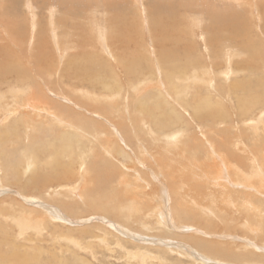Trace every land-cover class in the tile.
<instances>
[{
	"label": "rangeland",
	"instance_id": "374dc122",
	"mask_svg": "<svg viewBox=\"0 0 264 264\" xmlns=\"http://www.w3.org/2000/svg\"><path fill=\"white\" fill-rule=\"evenodd\" d=\"M216 17L223 22L219 27ZM7 25L14 29L0 40L7 43L5 49L0 47V151L5 152L0 154L1 251L19 246L41 264L52 259L61 264H209L198 260L202 254L195 242L202 239L241 244L256 258H264L259 248L264 247V121L249 126L263 113L264 96L257 97L260 107L244 113L239 104H249L256 98L254 90L264 87V0H0L1 35ZM14 64L18 71L12 69ZM22 73L35 79L23 78ZM197 73L204 78H196ZM166 80L182 89L188 86L187 91L168 93ZM132 85L143 90L136 93ZM159 88L175 108L169 111ZM108 92L126 95L113 99L105 96ZM204 98H211L213 110L220 112L217 120L194 116L191 106ZM25 101H40L41 107H54L53 111L58 104H66L74 121L86 128L90 123L87 129L102 135L98 139L76 136L60 157L62 128L53 124L47 110L42 109L43 116L28 111L22 106ZM89 103L98 110L87 111ZM16 106L20 111L12 115L10 110ZM139 106L145 108L143 112ZM161 110L163 127L156 126L154 117ZM175 111L183 117L179 122L171 120ZM18 115L22 119L15 127L12 121ZM175 132L181 133L177 143L167 138ZM216 146L230 153L231 164L225 170L213 167L214 158H219ZM30 149L39 155L35 172L48 184L41 181L43 187L26 193L23 185L33 175L27 164ZM221 153L223 158L226 153ZM58 156L61 165L55 166ZM19 158L22 167H13ZM45 208H58L60 213L48 214ZM20 220L39 228L21 227ZM168 247L180 251H164Z\"/></svg>",
	"mask_w": 264,
	"mask_h": 264
},
{
	"label": "bare ground",
	"instance_id": "6f19581e",
	"mask_svg": "<svg viewBox=\"0 0 264 264\" xmlns=\"http://www.w3.org/2000/svg\"><path fill=\"white\" fill-rule=\"evenodd\" d=\"M197 2H198V0H197ZM200 2V1H199ZM204 3H205V1H203ZM201 3V2H200ZM259 3V2H258ZM202 4V3H201ZM261 4V3H260ZM57 5V4H56ZM203 5V4H202ZM194 6H195V4H194ZM204 6V5H203ZM5 7V6H4ZM61 9V8H60ZM2 13V12H1ZM228 13V12H227ZM229 14V13H228ZM3 15V14H2ZM7 15V14H6ZM3 17V16H2ZM229 17V16H228ZM236 17V16H235ZM60 18H62V17H60ZM59 18V19H60ZM66 18H68V17H66ZM58 19V18H57ZM73 19V18H72ZM232 19V18H231ZM234 19V18H233ZM54 20V19H53ZM229 20V19H228ZM36 21V20H35ZM34 21V22H35ZM64 21H65V19H64ZM75 21V20H74ZM233 21V20H232ZM36 22H38V21H36ZM54 22V21H53ZM56 22H57V20H56ZM67 23H68V21H66ZM212 22V21H211ZM216 22V23H215ZM66 23V24H67ZM214 23L215 24H217V23H223V22H221L220 20H219V18L217 19V17L214 19ZM227 23V22H226ZM11 24V23H10ZM60 24V23H59ZM65 24V25H66ZM72 24H73V21H72ZM201 24V23H200ZM213 24V23H212ZM219 24H217V26L219 27V26H221V24L219 25ZM68 25V24H67ZM8 26V28H7V30H5L4 32L5 33H2L3 35H1L0 34V40H2V38H4L5 36H6V33H7V36H8V31H12V29H14L13 27H12V25H7ZM62 26V25H61ZM67 26H65V28H66ZM74 27H75V25H74ZM59 28V27H58ZM3 29H5V28H3ZM55 28H53L51 31H52V36H53V42H54V44H55V41H56V46H57V50H58V47H60V45L58 44V39H57V36L55 35V33H54V30ZM67 29V28H66ZM33 30V29H32ZM239 30V29H238ZM210 31V30H209ZM235 31V30H234ZM1 32V31H0ZM3 32V31H2ZM15 33H17V31L15 32ZM58 33V32H57ZM73 33H75V32H73ZM220 33V32H219ZM78 34V33H77ZM11 36V35H10ZM101 40H104L103 39V36H102V34L100 35V37H99ZM5 39H6V37H5ZM8 39H10V38H8ZM74 39V38H73ZM72 39V40H73ZM76 40H77V38H75ZM76 40H74V41H76ZM82 40V39H81ZM81 40H79V41H81ZM83 42V41H82ZM8 43H9V45H11L12 46V40L10 39L9 41H8ZM80 43V42H79ZM84 43V42H83ZM73 44V43H72ZM103 44H105V43H101V46H103ZM5 45H7V43L5 44ZM4 44H1L0 43V47L2 48H4V46H5ZM75 45V44H74ZM181 45V44H180ZM81 46H82V44H81ZM255 47V46H254ZM5 49V48H4ZM257 49V48H256ZM259 49V48H258ZM1 51V50H0ZM257 51H259V50H257ZM5 53V52H4ZM232 53H234V52H232ZM231 53V54H232ZM237 53H238V51H237ZM258 53V52H257ZM252 54V53H251ZM260 54V53H259ZM76 55V54H75ZM80 54H78V56H79ZM240 55V54H239ZM256 55V54H255ZM81 56V55H80ZM236 56V55H235ZM113 57V56H112ZM179 57V56H178ZM246 57V56H245ZM77 58V57H76ZM251 58V57H250ZM247 60H248V58H247ZM246 60V61H247ZM20 61V60H19ZM69 61V60H68ZM77 61H79V60H77ZM250 61V60H249ZM253 61V60H252ZM72 62V61H71ZM229 62H231V61H229ZM78 63L79 62H77V65H78ZM81 63V62H80ZM175 63V62H174ZM249 63V62H248ZM254 63V62H253ZM74 64V63H73ZM76 64V63H75ZM246 64V63H245ZM14 65H16V67L15 68H12V69H16L17 71H18V69H17V64H14ZM38 65V64H37ZM80 65V64H79ZM81 65H82V63H81ZM168 65V64H167ZM176 65V64H175ZM248 65V64H247ZM72 66V65H71ZM233 66V65H232ZM231 66V67H232ZM239 66V65H238ZM230 67V66H229ZM228 67V68H229ZM248 67V66H247ZM68 68V67H67ZM23 69H25L24 67H22L19 71H20V73L21 72H23ZM74 69V68H73ZM75 69H76V67H75ZM231 69V68H230ZM15 70V71H16ZM63 70H66V68H64ZM70 70V69H69ZM164 70V69H163ZM167 70V69H166ZM174 70H176V69H174ZM3 71H5V69H3ZM74 71V70H73ZM168 71V70H167ZM178 71V70H177ZM231 71V70H230ZM242 71V70H241ZM244 71V70H243ZM34 72V71H33ZM66 72V71H65ZM234 72V71H233ZM246 72V71H245ZM19 73V72H18ZM229 73V72H228ZM4 74H6V72H4ZM23 74V73H22ZM103 74V73H102ZM181 74V73H180ZM179 74V75H180ZM183 74V73H182ZM234 74V73H233ZM9 75V74H8ZM20 75V74H19ZM34 75V74H33ZM63 75H65V74H63ZM230 75V74H229ZM22 76V75H21ZM88 76V75H87ZM233 76V75H232ZM236 76V75H235ZM23 78H31V79H35L33 76H32V74H23V76H22ZM77 77V76H76ZM89 77V76H88ZM194 77V76H193ZM195 77L196 78H204L202 75H199L198 73L195 75ZM209 77V76H208ZM6 78V77H5ZM38 78V77H37ZM210 78V77H209ZM248 78H249V76H248ZM14 79V78H13ZM15 79H16V77H15ZM19 79H21V77L19 78ZM52 79V78H51ZM190 79V78H189ZM242 79V78H241ZM1 80V79H0ZM29 80V79H28ZM199 80V79H198ZM203 80V79H202ZM18 81V80H17ZM153 81V80H152ZM32 82H33V80H32ZM141 82V81H140ZM170 82L172 83V81H169V80H166L165 81V83L163 84L164 86H165V88H166V86H168V83L170 84ZM176 82H177V80H176ZM201 82V81H200ZM106 83H107V81H106ZM167 84V85H166ZM183 84V83H182ZM259 85H261L260 83H258ZM257 84V85H258ZM262 84L264 85V80H263V82H262ZM239 84H238V82H235V86L237 87ZM18 86V85H17ZM21 86V85H20ZM104 87H105V85H103ZM144 86V85H143ZM145 86H146V84H145ZM145 86H144V88H145ZM148 86V85H147ZM162 86V85H161ZM175 86V87H174ZM174 86H172L171 84H170V88L168 87L167 88V92L168 93H170V92H183L184 90H186L187 91V88H188V86H184V89H182V88H180V86H177V84L175 85L174 84ZM231 86V85H230ZM107 87V86H106ZM105 87V88H106ZM110 87H111V85H110ZM240 87V86H239ZM15 88H17V87H15ZM108 88V87H107ZM162 88V87H161ZM180 88V89H179ZM11 89V88H10ZM46 89V88H45ZM76 89V88H75ZM131 89L134 91V92H136V93H141V89H140V85H135V86H131ZM9 90V89H8ZM143 90V89H142ZM159 90H160V94L161 95H163L164 96V101H165V103H167V105H170V109H169V111L170 110H172L173 108H175L172 104H171V102H170V99L169 98H167L166 97V95H164V93H162L163 91L159 88ZM238 90V89H237ZM263 90H264V87L261 85V88H259V89H257V90H254L256 93H254V97H256V98H252V99H250L249 100V104L248 103H245L244 102V104H246V105H242L241 103V99L239 100L240 101V109H242V111H243V113L244 112H246L247 110H250L251 108H253V107H256V108H258V107H260V103H262V102H260L259 103V101H260V98H257V97H259L260 95H262L261 96V99H263V96H264V92H263ZM10 91V90H9ZM46 90H44V92H45ZM114 91V90H113ZM250 91V90H249ZM13 92V91H12ZM41 92V91H40ZM246 92V91H245ZM19 93H21V92H19ZM46 93V92H45ZM87 93V92H86ZM91 93H93V92H91ZM97 93V92H96ZM121 93V92H120ZM185 93V92H184ZM249 93V92H248ZM13 94L14 93H12L11 95L13 96ZM17 94V93H16ZM82 94V93H81ZM117 93L116 92H108V94L107 95H105V96H108V97H112L113 98V96L115 95V96H117V97H119V99L120 98H123L124 96L122 95V96H120V95H116ZM171 94V93H170ZM174 94V93H173ZM176 94V93H175ZM251 94V93H250ZM7 95V94H6ZM83 95V94H82ZM158 95V94H157ZM8 96H10V95H8ZM11 96V97H12ZM18 96V95H17ZM89 96L91 97V94H89ZM104 96V97H105ZM92 97H93V94H92ZM169 97V96H168ZM179 97H180V95H179ZM1 98V97H0ZM106 98V97H105ZM128 98V97H127ZM7 99V98H6ZM8 99H9V97H8ZM40 99V98H39ZM63 99H65V100H67L68 101V99H67V97H63ZM74 99V98H73ZM89 99H92V98H89ZM114 99V98H113ZM174 99V98H173ZM173 99H171V100H173ZM244 99V98H243ZM254 99V100H253ZM47 100V99H46ZM94 100H97V98H94ZM53 101V100H52ZM51 101V102H52ZM127 101H128V99H127ZM243 101V100H242ZM263 101H264V99H263ZM40 102V101H39ZM39 102H35V101H31L30 103H28V104H26V101H25V104L24 105H22V106H24L25 108H27L28 109V111L29 110H31V112H34V113H36L35 115L36 116H43L44 114H42V109L44 110L45 108H43V107H41L42 105H40L39 104ZM46 102V101H45ZM70 102H75V101H71L70 100ZM126 102V101H125ZM6 102H4L3 104H5ZM55 103V102H54ZM139 103H141V102H139ZM144 103V102H143ZM158 103V102H157ZM211 103H212V100H211V98H204L203 100L202 99H200L199 100V102L197 103V104H195L194 106H191L192 107V111H193V113H194V116L195 117H198V118H200V119H206V118H213L214 120H217L218 118H219V116H221V114H220V112L219 111H216V110H213V108H212V105H211ZM69 104V103H68ZM77 104H79L78 102H77ZM118 104V103H117ZM125 104V103H124ZM138 104V103H137ZM2 105V104H1ZM55 105V104H54ZM83 105V104H82ZM81 105V106H82ZM94 104H91V103H89L87 106V108L85 107V109L87 110V111H89V110H91V109H94V110H98V108L97 107H94L93 106ZM134 105V104H133ZM159 107H160V105H162L161 104V102H159L158 104H157ZM84 106V105H83ZM86 106V105H85ZM127 106L128 105H126L125 106V108H126V110L128 111L129 109H127ZM141 106V105H140ZM138 107V109H140L141 110V112H143L144 111V109L145 108H141V107ZM145 107V106H144ZM245 107H246V109H245ZM262 107H264V104H263V106ZM6 108V107H5ZM51 109H45V110H47V115H49V116H51L52 118H53V124L55 125L56 124V126H59L60 128H62V135H61V137H62V145H64L63 147H62V149H60L59 151H57L58 152V154L60 153V157L62 156V154H63V150H66L67 149V147H68V143H70L72 140H74V139H76V136H89V137H91V136H93V137H95V138H99V136L100 135H102V133H99V132H93V131H89L87 128L89 127V125H90V123L88 124V126H87V128L85 127V125L86 124H84V126H83V124H78V122L79 121H74V116L70 113V108H68L67 106H66V104H63V103H60V104H58V106H56V108L54 109V111L52 110V108H54V107H50ZM26 109V110H27ZM137 109V110H138ZM262 109H264V108H262ZM218 110V109H217ZM11 112V114L12 115H16V114H18V111H20V109L16 106V107H14V108H12L11 110H10ZM122 111H124V110H122ZM130 111V110H129ZM260 111H261V109H260ZM134 112H135V110H134ZM256 112V111H255ZM26 113V112H25ZM29 113V112H28ZM27 113V114H28ZM33 113V114H34ZM45 113H46V111H45ZM87 113V112H86ZM126 113V112H125ZM174 113V117H172V121L174 122V121H181L182 120V118H181V114L179 113V111L177 112V111H175V112H173ZM104 114H106V113H104ZM129 114V113H128ZM255 114V113H254ZM252 115L251 117H254V116H256V115ZM138 115V114H137ZM125 116V115H124ZM152 116V115H151ZM17 118H14V120L12 121V124H14L15 123V127H18L17 126V124H16V121L17 120H20V118L21 117H19V115L18 116H16ZM27 117V116H26ZM76 117V116H75ZM99 117V116H98ZM123 117V116H122ZM154 117H155V124H156V126H157V124H158V126H166V125H164V124H162L161 123V119L159 118V117H162V118H164V111L163 110H161L159 113H158V115L157 114H154ZM259 117V118H258ZM258 117H256V120H253V121H250L249 122V126H252V125H254V124H258V123H260L261 121H264V111H263V113H258ZM249 118H250V116H249ZM22 119V118H21ZM134 119H136V116H133L132 114H131V116H130V120H133V122H135L134 121ZM25 120V119H24ZM91 120V121H90ZM90 120H88V121H90L91 123L93 122L92 120L93 119H90ZM188 120V119H187ZM248 120V119H247ZM251 120V119H250ZM83 121H84V119H83ZM144 121V120H143ZM171 121V123L170 124H168V125H171V124H173V122ZM21 122V121H20ZM34 123H35V121H33ZM123 122V121H122ZM145 122V121H144ZM26 123V122H25ZM29 123V122H28ZM84 123H86V120H85V122ZM132 123V122H131ZM150 123V122H149ZM213 123H215V121H213L212 122V124ZM52 124V123H51ZM92 124H95V122L94 123H92ZM127 124V123H126ZM125 125V124H124ZM132 125V124H131ZM146 125V124H145ZM22 126V125H21ZM30 126V125H29ZM92 126V125H91ZM135 126V125H134ZM155 126V127H156ZM55 127V126H54ZM120 127V126H119ZM125 127V126H124ZM132 127V126H131ZM27 128V127H26ZM128 128H130V127H128ZM151 128V126L149 127V129ZM154 128V127H153ZM153 128H151L150 130H152ZM261 128V127H260ZM124 129V128H123ZM131 129V128H130ZM133 129V128H132ZM148 129V130H149ZM262 129V128H261ZM8 130V129H7ZM263 130V129H262ZM27 131H28V129H27ZM154 132V131H153ZM185 132V131H184ZM260 132V131H259ZM11 133V132H10ZM123 133H125V132H123ZM126 133H127V128H126ZM136 133V132H135ZM134 133V134H135ZM150 133H152V131L150 132ZM164 133V132H163ZM104 134V133H103ZM117 134H119L118 132H117ZM122 134V133H121ZM153 134V133H152ZM181 133L180 132H175L174 134H173V136L172 135H170V136H168L167 138H170V141L171 140H173L174 141V143L176 142V140H178V137H179V135H180ZM125 135V134H124ZM130 135V134H129ZM166 135V134H165ZM154 136V135H153ZM164 136V135H163ZM120 137V136H119ZM130 137V136H129ZM78 138V137H77ZM141 138V137H140ZM150 138V137H149ZM156 138V137H155ZM158 138V137H157ZM156 138V139H157ZM164 138H165V136H164ZM94 139V138H93ZM101 139V138H100ZM159 139H161V138H159ZM163 139V138H162ZM110 140V139H109ZM33 141V140H32ZM99 141V140H98ZM111 141V140H110ZM169 141V140H168ZM168 142V143H166L167 144V146L169 147V146H171L172 144V142ZM38 142H39V140H38ZM37 142V143H38ZM105 142H106V140H105ZM104 142V143H105ZM131 142V141H130ZM149 142V141H148ZM107 143V142H106ZM177 143V142H176ZM228 143V142H227ZM263 143H264V141H263ZM137 144V143H136ZM75 145V144H74ZM99 145V144H98ZM110 145H111V143H110ZM216 145V144H215ZM70 146V145H69ZM73 146V145H72ZM82 146V145H81ZM101 146V145H100ZM131 146V145H130ZM163 146V145H162ZM166 146V145H165ZM213 146V145H212ZM83 147V146H82ZM137 147V146H136ZM167 147V148H168ZM217 147V146H216ZM231 147V146H230ZM263 147H264V145H263ZM91 148V147H90ZM212 148V147H211ZM220 148V147H219ZM218 147L216 148V153H215V155L217 156V157H219V158H214V160L216 161V164L213 166L214 168L216 167V169L218 170L219 168L221 169V170H225V167L227 168V167H229V164H231L230 162H229V160H230V158L228 159V157H229V155H230V153L228 152V151H225V149H222V150H220ZM81 149V148H80ZM71 150H73L72 148H71ZM83 150V149H82ZM224 150V152L226 153V154H224L223 155V158L221 157L222 156V153L221 154H218V153H220L221 151H223ZM248 150V149H247ZM111 151V150H110ZM165 151V150H164ZM214 151V150H213ZM1 152V151H0ZM55 152V151H54ZM83 152V151H82ZM4 153L5 152H1L0 154L1 155H4ZM30 153V154H29ZM112 153V152H111ZM121 153V152H120ZM28 154L29 155H31V156H29L28 158H27V164L28 165H30V168L32 169V173H33V175L30 177V178H28V180L26 181V183L23 185V189H24V191L27 193V192H30V191H37L38 190V188H40V187H43V185H44V183L43 182H41V181H44L46 184H48V182L47 181H45L44 180V176H41V175H39V174H37L35 171H36V162L37 161H39L38 159H39V155L36 153V151H32L31 149L29 150V152H28ZM56 154V153H55ZM81 154V153H80ZM119 154V153H118ZM122 154V153H121ZM149 154V153H148ZM124 155V154H123ZM261 155V154H260ZM21 156V155H20ZM19 156V157H20ZM55 156V155H54ZM114 156V155H113ZM214 156V155H213ZM75 157V156H74ZM115 157V156H114ZM8 158V157H7ZM54 158V157H53ZM117 158V157H116ZM258 158V157H257ZM55 159V158H54ZM216 159H218V160H216ZM223 159V160H222ZM259 159V158H258ZM18 161L16 162V164L18 165H14L13 167H22V163H23V160L21 159V158H19V159H17ZM37 160V161H36ZM100 160V159H99ZM256 160V159H255ZM222 161V162H221ZM26 162V161H25ZM221 162V163H220ZM105 163V162H104ZM159 163V162H158ZM253 163V162H252ZM10 164H12V163H10ZM9 164V165H10ZM26 164V163H25ZM51 164V163H50ZM63 164V163H62ZM224 164V167H221L222 165ZM254 164V163H253ZM54 165L55 166H60L61 165V160L59 159V156L54 160ZM67 165V164H66ZM241 165H243V164H241ZM256 165H258V164H256ZM7 166V165H6ZM5 166V167H6ZM74 166V165H73ZM87 166V165H86ZM132 166V165H131ZM53 167V166H52ZM93 167H95V166H93ZM7 168V167H6ZM25 168V167H24ZM54 168V167H53ZM83 168V167H82ZM81 168V169H82ZM133 168V167H132ZM204 168H205V166H204ZM204 168H202V169H204ZM9 169H10V166H9ZM59 169V168H58ZM126 169V168H125ZM213 169V168H212ZM258 169V168H257ZM262 169V168H261ZM54 170V169H53ZM100 170V169H99ZM130 171L132 170V169H129ZM85 171V170H84ZM87 171V170H86ZM103 171H105V170H103ZM119 171V170H118ZM134 171V170H133ZM203 171H205L204 173H206V171H207V168L205 169V170H203ZM213 171V170H212ZM233 171H235V170H233ZM17 172V171H16ZM27 172V171H26ZM30 172V171H29ZM53 172V171H52ZM120 172V171H119ZM138 172V171H137ZM244 172V171H243ZM256 172H258V171H256ZM40 173V172H39ZM48 173V172H47ZM90 173V172H89ZM98 173H100V172H98ZM109 173V172H108ZM107 173V174H108ZM111 173V172H110ZM126 173V172H125ZM219 173H221V172H219ZM238 173V172H237ZM251 173V172H250ZM15 174H17V173H15ZM46 174V173H45ZM55 174V173H54ZM96 174H97V172H96ZM121 174V173H120ZM191 174H193V173H191ZM196 174V173H195ZM253 174V173H252ZM258 174V173H257ZM261 174H264L263 172H262V170H261ZM99 175V174H98ZM102 174L100 173V176H101ZM104 175H105V173H104ZM113 175V174H112ZM118 175H119V173H118ZM122 175V174H121ZM128 175V174H127ZM140 175V174H139ZM199 175L200 176H203L202 175V173L200 172L199 173ZM20 176V175H19ZM46 176V175H45ZM85 176V175H84ZM92 176V175H91ZM108 176H110L111 177V175H108ZM117 176V175H116ZM124 176H126V174L124 175ZM207 176H208V174H207ZM87 177V176H86ZM143 176H141V178H142ZM225 177V176H224ZM233 177V176H232ZM83 178V177H82ZM82 178H80V180L82 179ZM89 178V177H88ZM87 178V179H88ZM94 178V177H93ZM244 178V177H243ZM258 178H259V176H258ZM20 179V178H19ZM90 179V178H89ZM138 179V178H137ZM137 179H135V180H137ZM140 179V178H139ZM137 180V181H140V180ZM214 179V178H213ZM226 179V178H225ZM231 179V178H230ZM247 179V178H246ZM253 179V178H252ZM251 179V180H252ZM54 180H59L57 177H54ZM54 180H53V182H54ZM79 180V181H80ZM121 179H119L118 181H120ZM127 180H129V179H127ZM126 180V181H127ZM144 180V179H143ZM142 180V181H143ZM236 180V179H235ZM239 180V179H238ZM254 180V179H253ZM260 180V179H259ZM48 181H51V179H48ZM89 181V180H88ZM105 181V180H104ZM124 181V180H123ZM223 181V180H222ZM243 181V180H242ZM248 181V180H247ZM83 182H86V181H83ZM91 182V181H90ZM128 182V181H127ZM141 182V181H140ZM144 182H146V181H144ZM41 183V184H40ZM49 183H51V182H49ZM102 183V182H101ZM123 183L124 182H122L121 184L123 185ZM210 183V182H209ZM217 183V182H216ZM223 183V182H222ZM249 183V182H248ZM28 184V185H27ZM125 184V183H124ZM136 184V183H135ZM138 184H140V183H138ZM228 184H230V183H228ZM231 184H233L232 182H231ZM238 184V183H237ZM245 184V183H244ZM251 184V183H250ZM88 185H89V183H88ZM92 185V184H91ZM121 185V186H122ZM127 185V184H126ZM130 185V183L128 184V186ZM178 186H180L181 184H177ZM177 185H175L174 187H177ZM242 185V184H241ZM259 185V184H258ZM60 186V185H59ZM58 186V187H59ZM93 186V185H92ZM108 186V185H107ZM125 186V185H124ZM137 186V185H136ZM136 186L135 187H133L134 189L136 188ZM148 186V185H147ZM250 186V185H249ZM74 187H75V185H74ZM94 187V186H93ZM123 187V186H122ZM126 187V186H125ZM130 187V186H129ZM251 187H253V186H251ZM120 188V187H119ZM127 188V187H126ZM126 188H125V190H126ZM138 188V187H137ZM142 188V187H141ZM165 189H166V187H164ZM221 188V187H220ZM21 189V188H20ZM46 189V188H45ZM76 189V188H75ZM95 189V188H94ZM257 189V188H256ZM263 189V188H262ZM29 190V191H28ZM59 190H61V189H59ZM64 190V189H63ZM74 190V189H73ZM130 190H133V189H131L130 188ZM259 190V189H258ZM264 190V189H263ZM76 191V190H75ZM124 191V190H123ZM166 191V190H165ZM178 191V190H177ZM1 192V191H0ZM83 192V191H82ZM130 192V191H129ZM134 192V191H133ZM136 192V191H135ZM145 192V191H144ZM162 192V191H161ZM247 192V191H246ZM23 193V192H22ZM52 193V192H51ZM74 193V192H73ZM73 193L71 194V196H69V197H72V195H73ZM77 193V192H76ZM79 193V192H78ZM77 193V194H78ZM80 193H81V191H80ZM79 193V194H80ZM86 193H88V192H86ZM120 193V192H119ZM132 193V192H131ZM54 194V193H53ZM78 194V195H79ZM117 194V193H116ZM82 195H83V193H82ZM93 195H95V194H93ZM126 195H127V192H126ZM131 195H133V194H131ZM247 195V194H246ZM135 197H136V195H134ZM86 197H87V195H86ZM96 197V196H95ZM130 197V196H129ZM142 197V196H141ZM155 197V196H154ZM153 197V198H154ZM67 198V197H66ZM104 198V197H103ZM102 198V199H103ZM127 198V197H126ZM140 198V197H139ZM148 198V197H147ZM164 198V197H163ZM177 198V197H176ZM79 199H80V197H79ZM82 199V198H81ZM93 199H94V197H93ZM96 199V198H95ZM99 199V198H98ZM131 199H132V197H131ZM130 199V200H131ZM170 199V198H169ZM168 199V200H169ZM244 199H245V197H244ZM28 200V199H27ZM142 200V199H141ZM140 200V201H141ZM221 200V199H220ZM137 201H138V199H137ZM33 202V201H32ZM38 202V201H37ZM73 202V201H72ZM91 202V201H90ZM125 202V201H124ZM128 202V201H127ZM149 202V201H148ZM151 202V201H150ZM188 202V201H187ZM247 202V201H246ZM49 203V202H48ZM62 203V202H61ZM65 202H63V204H64ZM75 203V202H74ZM79 203V202H78ZM77 203V204H78ZM116 203H118L117 201H116ZM137 204H139L140 202H136ZM146 203V202H145ZM144 203V204H145ZM168 203H169V201H168ZM178 203V202H177ZM189 203V202H188ZM194 203V202H193ZM57 204V203H56ZM69 204V203H68ZM67 204V205H68ZM102 204H104V202L102 203ZM119 204V203H118ZM159 204V203H158ZM160 204H164V203H160ZM249 204V203H248ZM82 205V204H81ZM125 205V204H124ZM135 205V204H134ZM155 205V204H154ZM187 205V204H186ZM250 205V204H249ZM254 205V204H253ZM62 206V205H61ZM78 206V205H77ZM156 206V205H155ZM164 206H166V204L164 205ZM181 206V205H180ZM191 206V205H190ZM206 206V205H205ZM248 206V205H247ZM251 206V205H250ZM66 207V206H65ZM70 207H71V205H70ZM117 207H119V206H117ZM123 207H125V206H122V208ZM153 207V206H152ZM176 207H178V206H176ZM94 210H95V208L94 207H92ZM131 208V207H130ZM146 209H147V207H145ZM195 208V207H194ZM197 208V207H196ZM206 208V207H205ZM209 208V207H208ZM91 209V208H90ZM92 209V210H93ZM109 209H110V207H109ZM113 209V208H112ZM111 209V210H112ZM149 209V208H148ZM158 209H160V207H158ZM162 209H164V208H162ZM210 209V208H209ZM102 210V209H101ZM117 210H119V209H116V211ZM124 210V209H123ZM152 210V209H151ZM172 210H173V208H172ZM241 210V209H240ZM6 211V210H5ZM45 212H47L48 214H52V215H55V214H59L60 212H59V209L58 208H49V209H47V208H45V210H44ZM114 211V210H113ZM121 211V210H120ZM135 211V210H134ZM174 211V210H173ZM185 211V210H184ZM106 212H107V209H106ZM123 212V211H122ZM138 212V211H137ZM148 211H146V213H147ZM189 212V211H188ZM55 213V214H54ZM112 213V212H111ZM114 213V212H113ZM117 213V212H116ZM126 213V212H125ZM125 213H124V215H125ZM132 213V212H131ZM149 213V212H148ZM180 213V212H179ZM186 213V212H185ZM205 213V212H204ZM213 213V212H212ZM216 213V212H215ZM133 214V213H132ZM152 214V213H151ZM165 214H167V213H165ZM173 214H175V213H173ZM177 214V213H176ZM207 214V213H206ZM205 214V215H206ZM128 215V214H127ZM143 215V214H142ZM141 215V216H142ZM150 215V213L148 214V216ZM128 216H131V215H128ZM143 216H145L144 218H146L147 217V215H143ZM143 216H142V218H143ZM152 216V215H151ZM156 216V215H155ZM168 216H169V214H168ZM172 216V215H171ZM177 216V218H178V214L176 215ZM184 216V215H183ZM193 216V215H192ZM207 216V215H206ZM218 216H219V214H218ZM217 216V218H219ZM58 217V216H57ZM116 217V216H115ZM136 217H138V216H136ZM181 217V216H180ZM133 218V217H132ZM143 218V219H144ZM157 219L156 220H158V217H156ZM175 218V217H174ZM208 218V217H207ZM134 219V218H133ZM132 219V220H133ZM141 219V218H140ZM167 219V217L165 218V220ZM170 219V218H169ZM176 219V218H175ZM180 219V218H179ZM178 219V220H179ZM204 219H205V217H204ZM209 219V218H208ZM16 220V219H15ZM188 220V219H187ZM186 220V221H187ZM212 220V219H211ZM211 220H210V222H211ZM17 221V220H16ZM182 221V220H181ZM223 221V220H222ZM167 222V221H166ZM180 222V221H179ZM212 222H213V220H212ZM224 222V221H223ZM20 225H21V227H29L30 226V228L29 229H32V227H36L37 225H33V226H31L30 224H27V221L25 222V221H23V220H20ZM28 223H29V221H28ZM137 223V222H136ZM154 223V222H153ZM162 223V222H161ZM169 224H170V221L168 222ZM185 223V225H186V223L187 222H184ZM18 224V223H17ZM180 224V223H179ZM178 224V225H179ZM201 224V223H200ZM226 224V223H225ZM246 223H244V225H245ZM253 224V223H252ZM171 225V224H170ZM205 225H207L206 223H205ZM158 226V225H157ZM166 226V225H165ZM184 226V225H183ZM191 226V225H190ZM153 227V226H152ZM151 227V228H152ZM179 227V226H178ZM186 227V226H185ZM185 227H183L184 229H185ZM245 227V226H244ZM37 228H39V227H36V229ZM180 228V227H179ZM153 229H154V227H153ZM27 230V229H26ZM38 230V229H37ZM140 230V229H139ZM175 230H176V228H175ZM179 230V229H178ZM25 231V230H24ZM132 231V230H131ZM183 232H184V230H182ZM261 231V230H260ZM186 232V231H185ZM89 233V232H88ZM130 233H132V232H130ZM233 233V232H232ZM235 233V232H234ZM256 234V233H255ZM163 235V234H162ZM188 235V234H187ZM190 235V234H189ZM194 235V234H193ZM226 235V234H225ZM247 235V234H246ZM248 235H249V233H248ZM248 235L246 236V237H248ZM257 235V234H256ZM131 236L132 237H134V238H136L135 236H137V235H135V236H133L132 234H131ZM251 236V235H250ZM138 237V236H137ZM189 237V236H188ZM200 237V236H199ZM245 237V238H246ZM228 238H231V236L230 237H228ZM188 239V238H187ZM186 239V240H187ZM232 239V238H231ZM237 239H239V238H237ZM248 239H249V237H248ZM148 241H149V239H147ZM202 240V239H201ZM201 240H196V248L201 252V254H202V257L203 258H205V259H203L201 256H196V254L197 253H194V252H192V253H190L189 254V256L192 254L194 257H195V259L197 258L198 260H202L203 262H205V263H209V264H237V262H239L240 264H246V263H249V264H264V258H256V256H254V255H252L249 251H245L244 250V247H241V244L240 245H237V244H235V243H229V241H228V243L227 242H224V243H220V242H217V243H215L216 241H206L205 240V242H203V241H201ZM246 241H248V240H246ZM249 241H250V239H249ZM150 242H152V241H150ZM167 243V242H166ZM172 243V242H171ZM173 244V243H172ZM249 244H251V246H254V244L252 243V242H249ZM170 245V244H169ZM173 245H175V244H173ZM168 246V245H167ZM181 246H182V244H181ZM245 246V245H244ZM258 248V247H257ZM259 248H261V249H263L264 250V247H259ZM166 249V248H165ZM174 249H176V248H174ZM174 249H173V247H172V249H169V247L166 249V250H164V251H167V252H171V251H173V252H175L174 251ZM239 249H241V251H239ZM176 250H178V252L180 251L179 250V247L176 249ZM190 250V249H189ZM188 250V251H189ZM194 251H195V249H194ZM129 252V251H128ZM177 252V251H176ZM196 252V251H195ZM131 253H133V250H131L130 251V254ZM136 254L137 253H133V257H138V256H136ZM141 254V253H140ZM181 255V254H180ZM141 256L142 257H145V256H148V253H142L141 254ZM153 258H157L155 255H151ZM215 259V260H208V259ZM163 260H164V262H167V260L165 259V258H163ZM221 261V262H223V263H220V262H217V261ZM38 261V260H37ZM0 264H41V263H37V262H35L34 261V259L33 258H30L28 255H27V253H25V252H21L20 251V249H19V246H13V248L10 250V251H8V252H3V251H1L0 250ZM48 264V263H47ZM49 264H61V261L60 260H57V259H52V260H50V262H49ZM63 264H66V263H63Z\"/></svg>",
	"mask_w": 264,
	"mask_h": 264
}]
</instances>
